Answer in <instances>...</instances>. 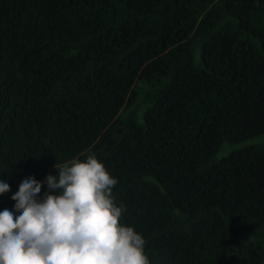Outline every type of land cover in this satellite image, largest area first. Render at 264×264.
I'll use <instances>...</instances> for the list:
<instances>
[{
    "label": "trees",
    "instance_id": "trees-1",
    "mask_svg": "<svg viewBox=\"0 0 264 264\" xmlns=\"http://www.w3.org/2000/svg\"><path fill=\"white\" fill-rule=\"evenodd\" d=\"M90 153L149 264H264V0H0V211Z\"/></svg>",
    "mask_w": 264,
    "mask_h": 264
},
{
    "label": "clouds",
    "instance_id": "clouds-1",
    "mask_svg": "<svg viewBox=\"0 0 264 264\" xmlns=\"http://www.w3.org/2000/svg\"><path fill=\"white\" fill-rule=\"evenodd\" d=\"M48 189L37 200L41 182L24 179L11 196L14 215L0 211V264H149L145 240L121 224L126 210L113 195L117 184L95 153L54 166ZM10 191L0 180V194Z\"/></svg>",
    "mask_w": 264,
    "mask_h": 264
}]
</instances>
